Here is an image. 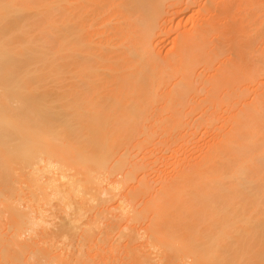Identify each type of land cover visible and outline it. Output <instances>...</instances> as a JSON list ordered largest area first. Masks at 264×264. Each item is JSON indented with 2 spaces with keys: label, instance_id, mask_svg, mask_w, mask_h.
I'll use <instances>...</instances> for the list:
<instances>
[{
  "label": "bare ground",
  "instance_id": "bare-ground-1",
  "mask_svg": "<svg viewBox=\"0 0 264 264\" xmlns=\"http://www.w3.org/2000/svg\"><path fill=\"white\" fill-rule=\"evenodd\" d=\"M0 264H264V0H0Z\"/></svg>",
  "mask_w": 264,
  "mask_h": 264
},
{
  "label": "rangeland",
  "instance_id": "rangeland-1",
  "mask_svg": "<svg viewBox=\"0 0 264 264\" xmlns=\"http://www.w3.org/2000/svg\"><path fill=\"white\" fill-rule=\"evenodd\" d=\"M199 136H200V134H199ZM199 136H196L195 140H196V142H199V144H200L199 147H200L201 144H202V142L204 141V140L202 141V139H204V137H205V139H206V136H203V137L201 136L202 138H200ZM198 137H199V138H198ZM194 153H195V152H194ZM189 155H190V156H189ZM188 156H189V157H193L194 155H193V153H192V155H191V153H189ZM189 157H188V159H189Z\"/></svg>",
  "mask_w": 264,
  "mask_h": 264
}]
</instances>
